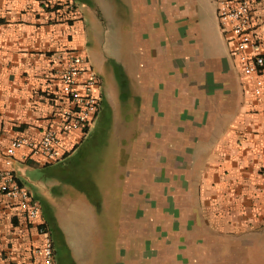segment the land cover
Masks as SVG:
<instances>
[{
    "label": "crops",
    "instance_id": "crops-1",
    "mask_svg": "<svg viewBox=\"0 0 264 264\" xmlns=\"http://www.w3.org/2000/svg\"><path fill=\"white\" fill-rule=\"evenodd\" d=\"M121 3L131 52L118 61L120 81L107 85L92 64L101 107L112 113L113 152L81 155L80 168H90L76 180L86 178V189L45 169L77 157L94 123L62 135L56 162L28 156L9 165L40 202L56 259L57 232L70 264H126L127 236L150 230L158 245L166 204L168 226L181 224L179 233L168 229L166 264H264V70L257 96L256 77L244 73L221 29L218 0ZM94 4L0 0V168L13 138L39 140L60 125L56 56L89 55L84 17L94 16ZM254 36L253 52L264 57V0L254 8ZM43 232L0 197V264H31Z\"/></svg>",
    "mask_w": 264,
    "mask_h": 264
},
{
    "label": "built area",
    "instance_id": "built-area-1",
    "mask_svg": "<svg viewBox=\"0 0 264 264\" xmlns=\"http://www.w3.org/2000/svg\"><path fill=\"white\" fill-rule=\"evenodd\" d=\"M258 2L259 0H218L217 14L221 29L233 45V53L244 73L256 77L254 92L261 96L263 81L260 76L264 70V57L253 52L256 45L254 8ZM56 58L61 65V88L56 99L60 125L46 128L39 140L26 135L13 138L5 154L7 167L0 168V197L12 202L36 230H44L42 242L31 249V264H56L55 248L52 237L42 222L40 202L20 182L9 165L18 157L28 156H38L47 163L59 160L62 135L74 130H88L100 111L102 101V79L86 52L59 53Z\"/></svg>",
    "mask_w": 264,
    "mask_h": 264
},
{
    "label": "rangeland",
    "instance_id": "rangeland-1",
    "mask_svg": "<svg viewBox=\"0 0 264 264\" xmlns=\"http://www.w3.org/2000/svg\"><path fill=\"white\" fill-rule=\"evenodd\" d=\"M86 3L89 4V6L95 3L93 5L94 16L92 12H90L88 16L84 17L87 22L88 20L90 21L91 27V37L88 41L89 60L91 59V64L102 74L105 82L107 81V85L114 80L118 83L120 81L118 61L121 60L123 55L131 52L128 42L130 31L122 28L123 19L121 13L123 12L122 14L126 15V7L121 3V0H86ZM102 11L106 17L105 22ZM100 108L101 110L95 119L90 133L84 143L76 150V153H78L77 157L66 162L64 166L59 165L45 169L47 176H50L51 173H55L63 182L71 181L74 187L78 186L80 188L78 184H81L83 186L82 188H88V180H86V178L84 180L81 179L79 182L76 180L79 176L85 177L87 167L90 168L86 162H84L83 168H80L82 161L79 158H81V155H86L87 153H100L101 151L104 153L113 152L112 146L110 147L108 143L109 139L112 140V145H116V135L114 128L111 126V110L107 106ZM82 160L86 161L85 158ZM71 178H73L74 181L73 179L71 180ZM165 192L166 191H164L163 194L164 199L166 197ZM163 206V208H160L159 215L158 245L154 246V238L152 245L150 230L144 232L143 237H137L136 239L133 238V236H131L132 238L127 236L126 253L123 251L124 254H122L126 257V264H166L167 247H171L168 239V232L170 229L174 228L172 230H176L179 233L181 224L175 222L173 225L170 224L168 226L166 204ZM77 213L81 212L77 211ZM110 224L112 223L109 222V225ZM53 237L57 249L56 264H70L68 262L69 250L65 245L66 241L64 237L57 232ZM136 241H138V243H136ZM140 241H142V243H140ZM120 244L123 245V241H121ZM174 244L178 245L179 243Z\"/></svg>",
    "mask_w": 264,
    "mask_h": 264
},
{
    "label": "trees",
    "instance_id": "trees-1",
    "mask_svg": "<svg viewBox=\"0 0 264 264\" xmlns=\"http://www.w3.org/2000/svg\"><path fill=\"white\" fill-rule=\"evenodd\" d=\"M54 238V237H53ZM54 241H55V239H54Z\"/></svg>",
    "mask_w": 264,
    "mask_h": 264
}]
</instances>
